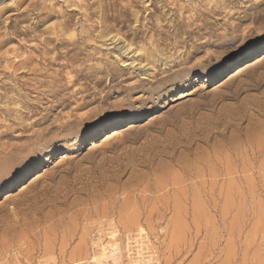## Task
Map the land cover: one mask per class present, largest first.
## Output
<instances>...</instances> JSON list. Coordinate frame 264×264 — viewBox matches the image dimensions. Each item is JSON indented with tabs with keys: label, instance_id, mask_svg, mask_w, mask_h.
Masks as SVG:
<instances>
[{
	"label": "rangeland",
	"instance_id": "1",
	"mask_svg": "<svg viewBox=\"0 0 264 264\" xmlns=\"http://www.w3.org/2000/svg\"><path fill=\"white\" fill-rule=\"evenodd\" d=\"M263 41L264 0H0V201L49 171L0 207L2 260L101 235L124 264H264V68L214 91Z\"/></svg>",
	"mask_w": 264,
	"mask_h": 264
},
{
	"label": "bare ground",
	"instance_id": "2",
	"mask_svg": "<svg viewBox=\"0 0 264 264\" xmlns=\"http://www.w3.org/2000/svg\"><path fill=\"white\" fill-rule=\"evenodd\" d=\"M262 47H264V41L259 43V44H255L249 48H246L242 52L241 55H242V57H247L251 54H255V52H257V50L261 49ZM125 64H127V63H125ZM262 68H264V54L260 55L259 57L255 58V59H252L249 62H245L244 64L238 66V68L234 72L230 73L229 75H227L225 77L226 79L223 82H221L219 87L214 91L222 90L219 88H223L225 85H227V84L229 85L230 83H235V81H237V80L239 81V79L243 78L244 76H248L247 74H250L251 72H255V71L262 69ZM141 111H142V109H136L135 111H132V112L122 113L116 117H113L112 119L115 121V123H120V121H122L125 117H128L129 115H137ZM153 122H147L144 124H140L139 126H136V125H133V123H130V124L126 125L128 127L124 126V127H120V128H119V126L117 127V125L114 124L116 128H114V129L112 128V130L110 132H106L104 134V137H102V139H100L99 141H93L91 143L88 151L96 152L100 149H103L105 146H108V145L113 144L115 142L116 143L120 142L121 139H123V138L131 137L133 134H136L137 132H143V130H146V129L150 128L151 126H153ZM62 156L63 157H61L55 163V166H63V165L72 163L73 158L70 159L66 155H62ZM44 171L45 172H43V173L39 172L37 175H34L36 177H33V179H31V181H29V183L22 184V186L19 187L20 190L18 192H14V191L7 192L5 195L6 197L2 201H0V207L4 206L3 204L7 200L11 201L14 198H17L18 196L25 194V192L27 190H29L31 187H33L34 185L39 184V182L45 180V178H47V173L49 171L48 170H44ZM178 234H180V233H178ZM110 235L112 236V235H114V233H112V234L110 233ZM139 256H142V254H140ZM147 256L148 255H144V258L146 260L145 264H150L151 259H149V257H147ZM4 258H5V256H4ZM123 259H124L123 251L121 250V248L118 244V241L117 240H113V241L109 240L105 244L101 241V235H99V237L97 239L93 240V243H92V246L90 247V249H88V250L86 249L83 253L78 251V254L75 253L74 255L70 256L69 259L65 258L64 263L62 262V263H57V264H124ZM10 261L11 260H8V261L2 260V258H1L0 264H11ZM40 263L41 264H50L49 260L46 263L45 262H40Z\"/></svg>",
	"mask_w": 264,
	"mask_h": 264
}]
</instances>
